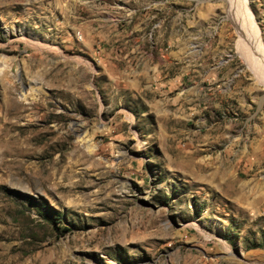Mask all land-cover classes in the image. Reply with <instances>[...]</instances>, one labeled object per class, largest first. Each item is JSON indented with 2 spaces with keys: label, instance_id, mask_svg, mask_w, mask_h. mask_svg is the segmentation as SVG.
<instances>
[{
  "label": "rangeland",
  "instance_id": "obj_1",
  "mask_svg": "<svg viewBox=\"0 0 264 264\" xmlns=\"http://www.w3.org/2000/svg\"><path fill=\"white\" fill-rule=\"evenodd\" d=\"M235 2L0 0V264H264V0L248 38Z\"/></svg>",
  "mask_w": 264,
  "mask_h": 264
},
{
  "label": "bare ground",
  "instance_id": "obj_2",
  "mask_svg": "<svg viewBox=\"0 0 264 264\" xmlns=\"http://www.w3.org/2000/svg\"><path fill=\"white\" fill-rule=\"evenodd\" d=\"M234 7H235L234 9H236L234 11V14L236 16L237 23L239 27L243 28V31H245L246 34L244 36L245 37L247 36L248 38L247 33L250 31L252 27L250 26V21L252 22L251 15L250 13L247 12V8L245 7L244 2H240V0H236ZM231 180H233V182L236 181V179L233 178Z\"/></svg>",
  "mask_w": 264,
  "mask_h": 264
}]
</instances>
